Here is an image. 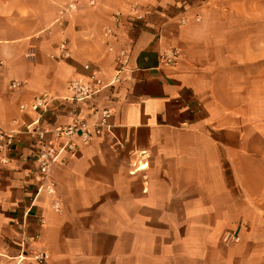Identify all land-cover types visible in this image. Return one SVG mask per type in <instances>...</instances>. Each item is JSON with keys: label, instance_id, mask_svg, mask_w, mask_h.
Segmentation results:
<instances>
[{"label": "crops", "instance_id": "1", "mask_svg": "<svg viewBox=\"0 0 264 264\" xmlns=\"http://www.w3.org/2000/svg\"><path fill=\"white\" fill-rule=\"evenodd\" d=\"M68 2L0 0V128L21 135L0 163V264H264V0H78L57 23ZM98 69L120 81L43 120L94 125L37 193L21 105Z\"/></svg>", "mask_w": 264, "mask_h": 264}, {"label": "built area", "instance_id": "2", "mask_svg": "<svg viewBox=\"0 0 264 264\" xmlns=\"http://www.w3.org/2000/svg\"><path fill=\"white\" fill-rule=\"evenodd\" d=\"M78 0H69L68 4L62 7L57 16V23L63 24L64 21L77 11ZM90 4H95V0H89ZM122 12H117L113 15L115 22L120 26L122 24ZM146 13L140 11L136 6H132L127 13V18H133L138 20H144ZM110 36H115L112 29H107ZM68 41L63 40L60 47L64 52L65 56L69 55L67 51ZM127 52L122 50L118 57L121 66L117 69L118 74L124 67V61ZM176 50H171L170 55H166L165 59L168 62L174 61L176 58ZM86 69H90L91 65L89 63L85 64ZM120 81L118 77L106 82L102 76L100 69L93 70L91 74L90 82H83L81 80H72L70 82L71 94L64 98H57L51 94H44L42 96L36 97L30 104H22V110H30L35 112L36 117L33 121L25 124L24 129L21 134L28 135L34 145L36 146V164L38 167L37 175V193L42 190H46L48 194H55L56 182L52 179L51 170L52 167L59 163L61 165L66 164V159L62 154L66 151L73 152L76 149V137H81L85 142L89 141L92 137L91 128L94 124L87 120L81 119L75 116L71 122L52 128L50 126H45L43 120L51 115L52 111L61 110L65 103L78 105L82 102L92 100L94 96L99 93L106 86H114ZM20 82H12V87H19ZM96 113L101 114V121L98 122L97 126H107L108 119L111 117L112 112L109 107L97 108ZM48 119V118H47ZM21 136V135H20ZM19 134L14 131H7L0 128V163L7 164L9 161L8 154L12 152L13 147L16 143L21 141ZM61 141L59 147L55 144ZM53 207L56 210L61 209V202L58 199H54ZM29 236L23 234V239H27ZM18 260L24 261L27 258V254L23 251L18 256ZM36 263L42 264L46 262L48 254L43 251H34L31 257Z\"/></svg>", "mask_w": 264, "mask_h": 264}, {"label": "rangeland", "instance_id": "3", "mask_svg": "<svg viewBox=\"0 0 264 264\" xmlns=\"http://www.w3.org/2000/svg\"><path fill=\"white\" fill-rule=\"evenodd\" d=\"M25 261V260H24Z\"/></svg>", "mask_w": 264, "mask_h": 264}]
</instances>
